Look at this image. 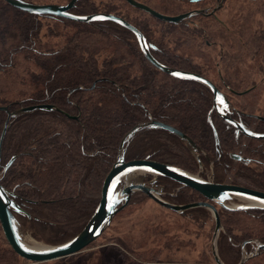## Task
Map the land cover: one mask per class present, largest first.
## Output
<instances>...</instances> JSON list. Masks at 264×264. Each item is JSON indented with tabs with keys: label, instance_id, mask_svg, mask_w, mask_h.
<instances>
[{
	"label": "trees",
	"instance_id": "1",
	"mask_svg": "<svg viewBox=\"0 0 264 264\" xmlns=\"http://www.w3.org/2000/svg\"><path fill=\"white\" fill-rule=\"evenodd\" d=\"M137 1L169 16L173 15L157 6L177 8L173 0ZM128 9L136 13L132 15ZM72 13L124 18L155 47L152 55L160 64L198 74L218 89H225L236 108L228 116L253 132L264 134V122L255 119L247 107L236 104L255 92L252 76L231 62L227 64L226 51H221V58L212 65L207 61L201 66L186 56L183 49L195 46L196 32L185 29L189 39L184 41L180 35L187 36L179 27L161 22L126 2L125 6L113 1L103 6L79 0ZM195 19L202 27L203 36L198 38L206 44L207 34L214 37L212 27L219 20L204 15ZM153 23L165 26L163 39L156 37ZM252 29L239 24L234 31L240 38L248 35L244 38L246 58L255 69L264 62V30L254 34ZM205 66L218 67V78H209ZM246 69L252 72L251 68ZM37 105H52L59 110L37 111L9 122L0 177L1 185L14 192L16 203L23 209L15 214L22 234H30L48 245L67 243L84 230L99 205L104 180L116 163L124 137L150 121L161 122L188 136L197 146L203 168L184 143L162 129L140 130L126 147L127 161L149 159L200 174L204 180L211 175L217 184L264 193V140L246 138L222 120L214 109L213 94L205 85L178 80L160 71L146 59L134 34L114 22L85 24L36 16L0 0V107L16 111ZM7 120V114L0 111V139ZM17 152L19 157L2 175L4 166ZM232 155H239L246 162L236 161ZM163 180L168 191L175 194L164 198L172 204L188 205L199 202L196 197L204 199L189 188ZM189 213L196 219L210 217V211L203 208ZM219 214L225 228L218 246L220 257L225 264H239L244 244L246 252L251 253L254 245L248 242L264 243V210L220 208ZM243 219L257 227L245 230L247 223ZM263 256L264 252L246 264ZM9 260L20 259L11 248L0 250V264H9ZM139 261L140 258L134 263Z\"/></svg>",
	"mask_w": 264,
	"mask_h": 264
},
{
	"label": "water",
	"instance_id": "2",
	"mask_svg": "<svg viewBox=\"0 0 264 264\" xmlns=\"http://www.w3.org/2000/svg\"><path fill=\"white\" fill-rule=\"evenodd\" d=\"M4 1L18 10L36 16H50L85 24L109 21L128 29L134 34L144 56L152 65L175 79L194 81L205 85L213 94L214 109L217 110L221 119L234 127L238 133L249 139L264 140V134H257L246 128L242 123L232 120L227 116L226 111L229 109L230 102L226 95H224L210 80L198 74L175 70L160 64L152 55V50H154L155 47L150 45L145 36L124 18L112 14H94L90 16L74 15L71 11L79 0H71L67 5H39L24 0ZM125 1L133 8L145 12L161 22L169 24L179 25L184 19H190L195 15L193 12L172 17L164 15L137 0ZM194 1L198 2L199 0ZM98 17L102 19H98ZM54 110L59 109L52 105H37L21 108L16 111H10L7 107H0V111L5 112L8 116L0 139V160L5 137L10 127L9 122L11 120H16L24 115L33 114L37 111L52 112ZM142 129H162L173 134L187 146L188 151L200 164V168H203L202 160L198 156L196 144L179 130L156 121H150L136 126L122 141L116 163L104 180L99 205L84 230L67 243L47 247H34L25 242L24 235L21 232L20 222L15 217V214L22 213L23 209L16 203L14 192L7 190L1 185L0 177V224L11 250L21 259L36 264L53 262L79 254L102 237L111 227L117 215L129 206L136 193H142L147 195L160 207L176 213H184L199 208H205L211 211L215 220V232L212 240L213 257L216 264H225L220 257L218 248L219 237L224 230V225L217 207L219 206L227 211L264 210V193L243 186L217 184L212 181L204 180L200 176L191 174L180 168L154 162L149 159L126 161V147ZM215 136L217 137L216 131ZM18 157L19 154L17 152L7 165L4 166L2 175L9 170ZM232 158L236 161L244 162L238 155L232 156ZM140 175H143L144 178L146 175H153L155 177L171 180L184 188H189L197 192L204 198V201L188 205L172 204L161 197L162 188L159 190L157 189L155 186L156 180L147 184L144 179L140 178ZM234 198H240L249 203L234 206L228 205L227 203L233 201ZM248 244L256 246L254 252L248 254L245 249L246 244H244L243 257L239 264H246L249 260L258 257L264 252V243L256 240L248 242Z\"/></svg>",
	"mask_w": 264,
	"mask_h": 264
},
{
	"label": "rangeland",
	"instance_id": "3",
	"mask_svg": "<svg viewBox=\"0 0 264 264\" xmlns=\"http://www.w3.org/2000/svg\"><path fill=\"white\" fill-rule=\"evenodd\" d=\"M31 1L37 3L66 4L65 0ZM85 1L103 6L112 1L116 5L125 6L126 2L125 0V2L122 0ZM173 1L172 4L174 3V5H177V8L171 5L169 9H166L158 4L157 7L162 9L165 13H170L172 15L177 13L178 10L185 8V6L181 4V1ZM254 2L255 0L228 1L226 8L217 15L219 21L227 24L224 30L226 32H223V29L216 24L215 27H212L211 35L214 33V37L211 36L212 38L208 39L214 44L213 47L204 44L202 37V39L198 38L199 35L203 36V34L201 32L202 29L200 28L199 19H195V22L199 24L200 28V30L193 27L190 29L191 32H196V34H194V40L196 41L194 43L195 46L188 50L183 49V51L187 52L186 56H191L193 61L201 66L206 65L208 62L212 65L221 58V51H226L229 58L227 64L231 62L235 68H240L245 74L250 73L252 76V83L257 87L250 97L238 100L236 104L241 107H247L246 110L248 112L264 117V62H259L262 61V59L258 60L259 63H262L256 65L260 70L251 67L252 62H249V59L246 58L248 47L244 39L248 38V35L246 36L245 34L246 37L240 38L239 34L234 31L239 24L242 26L246 24L253 27L252 33L254 34L260 33L261 29L264 28V0L260 1L263 2L260 5H256ZM126 4L128 3L126 2ZM128 10H130L129 12L132 15L136 13L131 9ZM152 26L154 29L156 28V37L163 39V30L165 26L158 27L155 23H153ZM179 30L184 33V36H187L182 38V35H180L179 38L184 41L189 39V32L187 30ZM47 31L48 27L44 28V34H46ZM244 59L247 60L242 61ZM205 68L209 78H218V67L210 69L208 66H205ZM246 68H251L252 72L248 71ZM224 71L225 70H223V73ZM195 175L200 176V174ZM140 176V178L145 179L143 175ZM205 180L212 181L211 175H208ZM176 191L177 190L174 192ZM144 195L145 194L142 193H136L133 196V198L136 196L135 201L117 215L111 227L102 237L84 249L81 253L41 264H136L134 261L139 260V258L140 261L138 264H216L212 253L215 220L211 211L209 218L200 217L196 219L189 211L186 213L173 212L160 207L147 195L145 196L148 198ZM195 200L202 201L203 199L196 197ZM248 203L249 202L243 199L236 198L233 200L232 204L229 205L234 206ZM243 222L247 223V225L244 224L245 230H252L257 227L256 223L248 219H243ZM24 240L28 245L34 247L53 246L36 240L30 234L24 235ZM219 243L220 237L218 246ZM255 247L254 245V249ZM7 248L9 249L10 246L1 228L0 250L7 251ZM254 249L252 252H254ZM19 259L20 260L16 262L9 260V264H36L23 260L20 257ZM248 264H264V256Z\"/></svg>",
	"mask_w": 264,
	"mask_h": 264
},
{
	"label": "flooded vegetation",
	"instance_id": "4",
	"mask_svg": "<svg viewBox=\"0 0 264 264\" xmlns=\"http://www.w3.org/2000/svg\"><path fill=\"white\" fill-rule=\"evenodd\" d=\"M25 1V0H24ZM181 1V4H183L185 6L184 9H181V10H178L177 13L175 15H173L172 17H176V16H181V15H185V14H188V13H195V15L190 18V19H184V21L182 23H180L179 25H175V24H172V25H175L177 27H179L180 29H192L195 28V29H199V24L197 22H195V18L200 16V15H204V16H212V17H215V19H218L217 18V15L219 12H221L222 10H224L227 6V3L229 0H199L198 2H195L194 0H179ZM261 0H255V4L256 5H260L261 3L263 2H260ZM27 2V1H26ZM29 3H32V4H39V5H61V4H58V3H37V2H29ZM69 4V3H68ZM64 5H67V4H64ZM72 12V11H71ZM166 15V14H164ZM169 16V15H168ZM166 24H169V23H166ZM216 25L220 26L221 29H223V31L226 29L227 27V24L226 23H223L221 21H219V23H217ZM211 27V25L209 26ZM215 27V25L213 26ZM200 28L201 25H200ZM205 29V28H203ZM208 28L205 29V31L207 30ZM264 30V28H262ZM208 34H207V39H206V45L209 46V47H213V43L208 39ZM155 49V48H154ZM207 79V78H206ZM212 82V81H211ZM213 83V82H212ZM214 84V83H213ZM215 85V84H214ZM216 86V85H215ZM218 88V87H217ZM220 90V89H219ZM224 95H226V97L228 98L229 102H230V106H229V109L226 111V114L228 112H230V110H233V109H236L234 107V102L232 100V96L230 95V93H228L225 89L223 90H220ZM217 112V110H216ZM228 116V114H227ZM229 117V116H228ZM232 119V118H231ZM255 119L257 120H260L262 122H264V117L262 116H257L255 115ZM223 120V119H222ZM233 120V119H232ZM227 123V122H226ZM240 123V122H239ZM244 125V124H243ZM231 126V125H230ZM246 127V126H245ZM247 128V127H246ZM250 130V129H249ZM252 131V130H251ZM238 132V131H237ZM256 133V132H255ZM258 134V133H257ZM247 138V137H246ZM232 156H235V155H232ZM239 156V155H238ZM241 157V156H240ZM242 158V157H241ZM243 159V158H242ZM244 160V159H243ZM127 161V160H126ZM244 162H246L244 160ZM165 178H160V177H155L153 175H146L144 181L145 183L149 184L150 182L156 180V183H155V186L157 187V189L159 190L160 188H162V193H161V197L162 198H168L169 195H175L171 192L168 191L167 189V186H166V183L165 181L163 180ZM178 192V190H177ZM236 199V198H234ZM233 199V200H234ZM165 200V199H164ZM166 201V200H165ZM204 201V199L202 200ZM201 202V201H199ZM233 201L231 202H228L227 204H232ZM218 208V211H219V208L221 207H217ZM200 209V208H199ZM205 209V208H203ZM195 210V209H194ZM208 210V209H207ZM186 213V212H185ZM253 253V252H252Z\"/></svg>",
	"mask_w": 264,
	"mask_h": 264
},
{
	"label": "snow or ice",
	"instance_id": "5",
	"mask_svg": "<svg viewBox=\"0 0 264 264\" xmlns=\"http://www.w3.org/2000/svg\"><path fill=\"white\" fill-rule=\"evenodd\" d=\"M98 19H102L101 17H98ZM221 102H223V101H221Z\"/></svg>",
	"mask_w": 264,
	"mask_h": 264
}]
</instances>
